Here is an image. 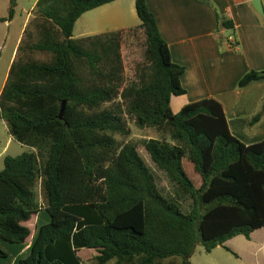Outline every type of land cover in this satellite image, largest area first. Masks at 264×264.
I'll list each match as a JSON object with an SVG mask.
<instances>
[{
    "label": "trees",
    "instance_id": "1",
    "mask_svg": "<svg viewBox=\"0 0 264 264\" xmlns=\"http://www.w3.org/2000/svg\"><path fill=\"white\" fill-rule=\"evenodd\" d=\"M114 1L37 0L10 66L0 118L31 152L3 160L0 241L23 245L31 217L41 211L49 217L19 264H82L81 249L94 251L96 264L174 258L189 264L199 244L210 253L264 229V141L245 145L235 138L213 98L172 112V97L186 94L185 67L171 61L146 0L134 3L140 24L133 30L142 34L144 50L132 81L123 79V31L73 38L84 13ZM199 1L213 8L217 28H232L210 0ZM15 5L9 0V19ZM254 81H264V70L247 71L237 89ZM262 117L264 100L249 127ZM129 120L144 133L156 168L190 199L187 213L158 190L128 141ZM6 257L0 249V259Z\"/></svg>",
    "mask_w": 264,
    "mask_h": 264
},
{
    "label": "crops",
    "instance_id": "2",
    "mask_svg": "<svg viewBox=\"0 0 264 264\" xmlns=\"http://www.w3.org/2000/svg\"><path fill=\"white\" fill-rule=\"evenodd\" d=\"M36 1L25 9L22 0H16L14 14L9 19V0H0V19H4L0 21V50L1 45L8 49L7 60L2 65L5 68L0 74V94L24 30L33 18ZM251 1L210 0L219 14L232 22V28L225 29L217 28L213 8L199 0H146L160 35L167 43L171 61L185 67L180 83L186 91L182 96L186 102L181 108L205 98L217 100L223 107L231 134L245 145L264 141V117L249 127L250 119L264 100V81H254L237 89V82L247 71L264 70V19L254 10ZM260 1L264 7V0ZM134 3L135 0H117L84 13L75 23L73 38L134 29L140 24ZM0 121L7 134L0 153L3 164L6 157L3 153L14 143L19 146L14 147L19 148V154L28 147L17 143L8 134L4 121L1 118ZM39 218L42 219L40 224ZM48 222L49 217L43 211L31 217L27 223L32 225L34 233L23 245H8L16 249L9 264H19V260L28 256L36 229ZM8 258L7 254L4 259Z\"/></svg>",
    "mask_w": 264,
    "mask_h": 264
},
{
    "label": "rangeland",
    "instance_id": "3",
    "mask_svg": "<svg viewBox=\"0 0 264 264\" xmlns=\"http://www.w3.org/2000/svg\"><path fill=\"white\" fill-rule=\"evenodd\" d=\"M35 0H22L23 8L29 9L31 4ZM79 25L76 26V29ZM75 35L78 36L77 30H75ZM7 47L1 45L0 50V74L3 72L5 65L3 62L7 60ZM144 45L143 36L139 31L130 29L128 31H123V38L121 42V55L123 59V79L125 82L132 81L134 79L135 68L138 64L142 62ZM186 102V98L172 97L171 99V110L174 114L178 113L181 109V105ZM128 128L130 130V136L128 141L137 147V151L140 157L143 159L146 167L150 170L154 176L156 186L161 194L169 199L175 200L179 203L181 210L187 213L191 207V201L188 197L181 195L180 191L177 189L176 185L170 183L166 178L165 174L159 171L154 163L151 161L148 154L145 152L142 145L143 139H145L144 133L139 130L132 121H128ZM117 141H120L119 136L115 137ZM7 134L2 121H0V153L6 142ZM14 143L7 153H3L6 156L18 155L20 150L14 149ZM24 149L25 152H31V150ZM3 168L2 160L0 159V171ZM37 202L42 206V197L40 191L35 192ZM44 212V211H43ZM45 214V212H44ZM41 218L38 219L40 224ZM28 224V223H26ZM46 224V223H45ZM31 228V234L33 235L32 225L28 224ZM12 244L4 243L0 241V249L9 255L8 259H0V264H9L13 261L14 255L16 254V249L14 246H8ZM229 249L230 251L226 250ZM79 257L82 264H96L94 261V251L89 249H81L79 251ZM171 261V262H169ZM181 262L180 258H174L169 260H163L159 264H178ZM108 264H114V261H110ZM189 264H264V229H258L253 232L252 238L250 240L245 239L243 236H236L231 240L225 242L223 246H219L213 249L210 253H205L203 247L199 244L196 246L194 253L189 258Z\"/></svg>",
    "mask_w": 264,
    "mask_h": 264
},
{
    "label": "water",
    "instance_id": "4",
    "mask_svg": "<svg viewBox=\"0 0 264 264\" xmlns=\"http://www.w3.org/2000/svg\"><path fill=\"white\" fill-rule=\"evenodd\" d=\"M251 5L254 8V10L262 17V19H264V7H262L261 1L260 0H252ZM64 109H65V103L63 102L61 104L59 114H58L59 120L63 119Z\"/></svg>",
    "mask_w": 264,
    "mask_h": 264
},
{
    "label": "built area",
    "instance_id": "5",
    "mask_svg": "<svg viewBox=\"0 0 264 264\" xmlns=\"http://www.w3.org/2000/svg\"><path fill=\"white\" fill-rule=\"evenodd\" d=\"M230 40H231L232 42H234L232 38H230Z\"/></svg>",
    "mask_w": 264,
    "mask_h": 264
}]
</instances>
